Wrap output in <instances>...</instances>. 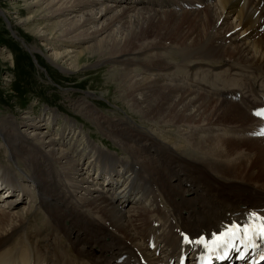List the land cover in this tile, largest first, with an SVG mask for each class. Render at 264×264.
Returning <instances> with one entry per match:
<instances>
[{"label":"bare ground","instance_id":"6f19581e","mask_svg":"<svg viewBox=\"0 0 264 264\" xmlns=\"http://www.w3.org/2000/svg\"><path fill=\"white\" fill-rule=\"evenodd\" d=\"M36 8L17 24L49 62L69 74L109 64L107 82L144 122L101 112L91 93L74 105L120 157L69 118L54 133L56 110L1 119L16 168L0 160V264L180 262L200 236L264 215V137L252 134L264 127V0L25 5Z\"/></svg>","mask_w":264,"mask_h":264},{"label":"rangeland","instance_id":"374dc122","mask_svg":"<svg viewBox=\"0 0 264 264\" xmlns=\"http://www.w3.org/2000/svg\"><path fill=\"white\" fill-rule=\"evenodd\" d=\"M30 3L32 0H24V2L0 0V9L9 21L8 26L5 17L0 14V120L12 115L20 119L26 112H31L33 116L39 118L47 117L48 109L49 115L50 110H56L62 117L54 122L55 124H51L50 129L54 133L64 130V118H69L80 130L82 129L86 138L91 139L96 145L125 157L123 149L74 106L77 101L90 96L87 94L91 93L93 96L88 97V100L92 101L101 112L110 116L129 115L138 123L144 122L127 108L128 106L119 99V94L114 93L111 81L107 82L109 64L102 63L73 74L64 73L54 66L45 57L48 53L43 49L41 41L18 25L20 20L17 18L28 19L32 14L37 15L39 9H25V5ZM39 23L45 22L40 20ZM10 24L13 25L18 38L9 28ZM29 47L33 48L32 51ZM34 48L41 49L43 54L42 51H36L37 49ZM7 55L9 59L6 58ZM169 135L172 139L178 138L174 133ZM77 139L81 141L80 137L75 136L76 141ZM0 145L2 147L5 145L2 136ZM10 159L11 157H4L0 151V160L15 169L14 160ZM33 193L35 196L36 192ZM31 216L34 220L39 218L40 214L33 210Z\"/></svg>","mask_w":264,"mask_h":264},{"label":"snow or ice","instance_id":"6c2138e0","mask_svg":"<svg viewBox=\"0 0 264 264\" xmlns=\"http://www.w3.org/2000/svg\"><path fill=\"white\" fill-rule=\"evenodd\" d=\"M254 115L259 118H264V109L257 110ZM252 134L264 137V127H261ZM248 216L249 219L242 226L241 224L233 222L230 226H225L219 234L213 233L210 242H207L203 236L194 242L204 246L209 253L213 254H218L219 249L226 250L227 247H232L233 242L236 240H243L249 246H256L255 240L257 238L264 240V215L252 211ZM183 242L186 244L193 243L187 235L183 236Z\"/></svg>","mask_w":264,"mask_h":264},{"label":"water","instance_id":"95a60500","mask_svg":"<svg viewBox=\"0 0 264 264\" xmlns=\"http://www.w3.org/2000/svg\"><path fill=\"white\" fill-rule=\"evenodd\" d=\"M0 14L3 16V13L0 11ZM6 22L8 23L7 19L5 18Z\"/></svg>","mask_w":264,"mask_h":264}]
</instances>
